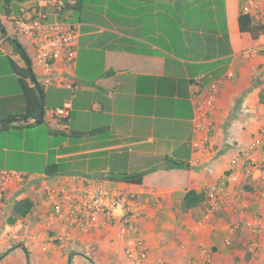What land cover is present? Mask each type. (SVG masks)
I'll return each instance as SVG.
<instances>
[{
    "label": "crops",
    "instance_id": "0c3cea01",
    "mask_svg": "<svg viewBox=\"0 0 264 264\" xmlns=\"http://www.w3.org/2000/svg\"><path fill=\"white\" fill-rule=\"evenodd\" d=\"M81 1L80 11L64 10L60 17L46 0L15 2L10 14L2 11L0 1V128L7 120L13 124L0 131L6 142L0 145L4 164L17 149L7 144L11 132H25L27 127L15 126L28 123L11 60L34 71L35 57L31 39L14 32V18L23 8L39 5L50 21L67 19L79 30L73 61L55 60L51 74L38 67L44 121L53 127L43 153L55 150L57 172H45L50 165L46 159L43 169L23 171L28 179L12 185L1 200L0 264H130L118 222L77 232L66 246L51 241L53 232L39 217L48 206L45 188L72 193L90 186L135 195L141 205L134 217L137 234L148 246L142 264H264V199L253 182H231L228 206L210 217L207 202L182 208L188 190L203 191L224 179L232 157L264 127V55L241 54L256 40L239 27L248 0ZM231 72L235 77L227 79ZM221 80L209 143L197 149L196 94ZM29 81L34 84L32 77ZM8 83L12 92L5 91ZM5 98L12 99L6 109ZM64 105L69 117L51 121V111ZM57 136L58 143L50 145ZM167 157L188 162L189 169H168ZM62 164L73 173L66 174ZM140 172L145 173L141 184L120 178ZM21 195L33 198L35 208L10 223L12 204ZM19 243L26 250L14 247ZM203 246L212 254L208 263L200 258Z\"/></svg>",
    "mask_w": 264,
    "mask_h": 264
},
{
    "label": "built area",
    "instance_id": "2783aa9c",
    "mask_svg": "<svg viewBox=\"0 0 264 264\" xmlns=\"http://www.w3.org/2000/svg\"><path fill=\"white\" fill-rule=\"evenodd\" d=\"M66 0H46L53 6L54 13L61 16L60 11ZM245 14L252 15L256 20L264 22V2L248 0ZM14 32L29 37L35 51V64L45 74H51L55 60L73 61L76 57V42L78 25L67 19L50 21L48 13L39 5L25 7L19 16L13 20ZM242 56L254 58L264 55V34L252 44L245 46ZM227 79H233L234 73H229ZM225 80L212 83L205 91L196 94V131L201 136L194 141L197 149H203L209 143L207 131L212 126L211 115L218 102V93ZM48 83H52L48 80ZM70 108L67 105L57 107L50 113L51 121H63L69 117ZM231 171L218 182L203 186L208 200L207 217L226 208L229 203V184L245 178L256 186L257 194L264 199V127L260 128L244 148L232 157ZM28 175L20 170L0 168V202L6 196L10 187L16 183H24ZM48 206L39 213V217L50 234L51 241L66 246L77 232H89L104 227L113 222L119 223V235L125 241L124 252L130 264H142L148 255L145 240L138 235L135 223V212L141 206L135 195L121 189H106L103 187H82L67 193L63 189L46 187L43 191ZM258 224L260 218L257 217ZM238 224L233 225L237 229ZM255 233H259L257 226ZM255 244V242H254ZM256 245V244H255ZM46 248V247H44ZM200 258L208 263L212 259L211 251L202 247ZM159 264H169L161 261Z\"/></svg>",
    "mask_w": 264,
    "mask_h": 264
},
{
    "label": "trees",
    "instance_id": "16d2710c",
    "mask_svg": "<svg viewBox=\"0 0 264 264\" xmlns=\"http://www.w3.org/2000/svg\"><path fill=\"white\" fill-rule=\"evenodd\" d=\"M3 4V9L6 11V13H11V6L15 2H25L27 0H0ZM83 2L81 0H77L75 2H69L66 0L65 5L62 7L60 14L64 10H73V11H80L82 9ZM1 26V21H0ZM239 27L241 31L248 32L251 34V36L255 39H258L261 35L264 34V22L256 20L252 15L242 13L239 16ZM13 43H17V40H15ZM19 51H21V47L18 48ZM26 54V53H25ZM12 66L14 71L18 75L19 83L21 85V88L23 90L25 100H26V112H25V121L28 122L25 125H19L15 127L24 128L34 125V122H29L30 119H39L42 118V121H44V114H41V110L44 109L45 111V100H43V106L41 105V96L40 93L45 96L44 92V86L39 82L37 79V76L34 74V71L32 70V66L30 67H20L18 66L14 61L11 60ZM34 74L35 78L38 82V84H31L30 83V77ZM34 81V80H33ZM261 101L264 102V96L261 93ZM66 120V119H65ZM64 121V120H63ZM11 126H13L11 120H7L3 128H0V131L3 129H8ZM73 135L83 136V135H89L93 132H72ZM167 168L168 169H189V163L185 162L183 160L174 159L167 157ZM47 174L52 175L57 172V165H49L46 168L45 171ZM145 173H134V174H123L120 178H122L124 181L129 183H135V184H141L143 182ZM208 197L205 191H198L195 189L188 190L182 199V208L184 210H188L191 208H194L196 206H199L201 204H204L207 202ZM35 208V201L31 197H23L15 200L12 204V214L8 218L10 223H14L17 219L23 218L27 216L29 213L33 211Z\"/></svg>",
    "mask_w": 264,
    "mask_h": 264
},
{
    "label": "rangeland",
    "instance_id": "374dc122",
    "mask_svg": "<svg viewBox=\"0 0 264 264\" xmlns=\"http://www.w3.org/2000/svg\"><path fill=\"white\" fill-rule=\"evenodd\" d=\"M14 8H18V5H15ZM2 11H4L3 7L1 8ZM52 19V18H51ZM63 19V18H60ZM33 64H34V74L37 75V77H40V71L38 66L35 64V57L32 58ZM41 69V68H40ZM8 88H5V91L7 89L8 92L13 91V86L8 83ZM11 98H5V109L11 102ZM25 132L22 130H17L14 132H11L9 142L10 147L17 148L16 150L10 151L9 159L7 160V163H3L1 151H0V167H6L7 169H16V170H22L26 172H32L34 170H40L43 169L45 160H49V164L53 165L55 163V150H51L49 152V156H46L43 152L46 151L47 146V136L49 134H52L53 127L48 123V121H43L40 124H34L32 126H29L24 129ZM23 133H26V142L23 144ZM4 133H0V145L5 144V138L3 135ZM61 139V136H57L53 138V142H51L50 145H56L58 141ZM24 148L25 151H19L18 148ZM66 171V174L73 173V169L69 167L66 164H62L60 166ZM79 173V172H77ZM22 196V195H21ZM20 196V197H21ZM23 197V196H22Z\"/></svg>",
    "mask_w": 264,
    "mask_h": 264
},
{
    "label": "water",
    "instance_id": "95a60500",
    "mask_svg": "<svg viewBox=\"0 0 264 264\" xmlns=\"http://www.w3.org/2000/svg\"><path fill=\"white\" fill-rule=\"evenodd\" d=\"M28 64L31 65V61H30L29 59H28ZM31 77H32V79L34 80L35 84H38V82H37V80H36V78H35V75L32 74ZM40 96H41V105L43 106L44 96H43L42 93H40ZM44 112H45L44 109H42V110H41V114L43 115ZM41 121H42V118L34 119V122H35V123H40ZM4 123H5V122H4ZM4 123H3L2 125H4ZM14 247H15V248H17V247H21L22 249L26 250V247H25V245H24L23 243L16 244ZM1 257H2V256H1Z\"/></svg>",
    "mask_w": 264,
    "mask_h": 264
}]
</instances>
